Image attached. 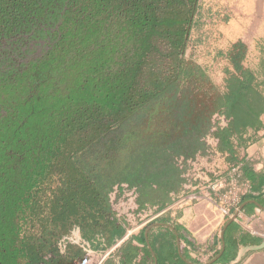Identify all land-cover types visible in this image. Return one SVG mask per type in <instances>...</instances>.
I'll use <instances>...</instances> for the list:
<instances>
[{
	"label": "trees",
	"instance_id": "16d2710c",
	"mask_svg": "<svg viewBox=\"0 0 264 264\" xmlns=\"http://www.w3.org/2000/svg\"><path fill=\"white\" fill-rule=\"evenodd\" d=\"M197 10L198 0H0V44H11L0 62V264L86 262L64 235L82 234L116 188L140 185L148 201L153 184L179 181L168 161L207 134L221 148L247 143L264 71L245 64L239 40L216 87L185 57ZM27 33L48 49L19 65ZM223 113L228 125L213 130Z\"/></svg>",
	"mask_w": 264,
	"mask_h": 264
},
{
	"label": "crops",
	"instance_id": "0c3cea01",
	"mask_svg": "<svg viewBox=\"0 0 264 264\" xmlns=\"http://www.w3.org/2000/svg\"><path fill=\"white\" fill-rule=\"evenodd\" d=\"M253 120L245 144L221 148L218 138H203L191 156L171 159L167 166L177 169L179 181L153 184L148 201L138 185L140 223L132 232L128 212L116 208V188L109 209L98 207L93 225L84 227L91 253L82 264H264V109ZM238 161L251 189L237 206L225 211L202 199L171 208Z\"/></svg>",
	"mask_w": 264,
	"mask_h": 264
},
{
	"label": "rangeland",
	"instance_id": "374dc122",
	"mask_svg": "<svg viewBox=\"0 0 264 264\" xmlns=\"http://www.w3.org/2000/svg\"><path fill=\"white\" fill-rule=\"evenodd\" d=\"M31 36L30 33L25 34L24 39L17 44L19 48L15 54H12L19 65L38 58L48 49L45 45L46 38ZM239 40L247 46L245 64L263 72L264 67H261V61L264 60V0H198V10L191 29L188 47L185 50V57L201 65L216 87L224 86L225 68L229 66L225 54L232 44ZM1 41L0 62L5 53L8 51L11 53L9 40L2 39ZM78 65L80 66V59ZM0 68L3 69L5 66L0 65ZM136 189L137 185L125 186L123 190L118 189L119 191L114 195L115 202H117L116 208L121 210L123 206L130 216V229L140 223V220L137 219L138 192ZM101 219L104 222L105 216L101 215ZM93 223L91 217L82 225L89 226ZM32 224L33 221L29 225ZM77 228L79 226L75 225L72 231L75 233ZM73 232H70L73 235L68 236L64 241L70 240L72 247L86 252L90 244L87 238L89 236L85 233H89V230L82 231V235L85 236H74ZM73 236L79 240L73 241ZM57 237L60 238L63 235Z\"/></svg>",
	"mask_w": 264,
	"mask_h": 264
},
{
	"label": "built area",
	"instance_id": "2783aa9c",
	"mask_svg": "<svg viewBox=\"0 0 264 264\" xmlns=\"http://www.w3.org/2000/svg\"><path fill=\"white\" fill-rule=\"evenodd\" d=\"M217 118L218 122L213 130L218 127H225L228 125L229 119L225 113L219 114ZM214 138L215 137L212 133L205 136V139L207 140H213ZM250 189L251 182L246 179L244 175L243 163L238 161L233 163L222 174L182 195L172 204L171 208L181 206L187 201L205 199L219 206L223 210L228 211L237 206L242 198L248 194ZM133 230L134 229L132 228L131 232ZM79 232L80 228H77L74 236H79ZM78 240L79 239L77 237L73 238V241ZM86 253H91L90 247L86 249Z\"/></svg>",
	"mask_w": 264,
	"mask_h": 264
}]
</instances>
